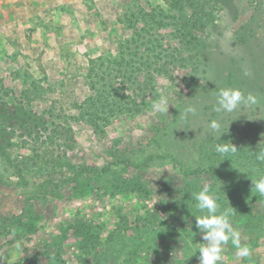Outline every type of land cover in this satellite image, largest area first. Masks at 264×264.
Masks as SVG:
<instances>
[{
  "label": "rangeland",
  "instance_id": "obj_1",
  "mask_svg": "<svg viewBox=\"0 0 264 264\" xmlns=\"http://www.w3.org/2000/svg\"><path fill=\"white\" fill-rule=\"evenodd\" d=\"M191 1L192 54L166 0H0V264H198L192 193L204 184L235 209L251 249L245 260L229 241L222 264H264V196L252 189L264 176L254 156L264 148V21L249 22L260 1ZM143 40L178 59L151 76L140 112L98 133L78 119L92 61L111 70ZM224 87L259 102L216 113ZM161 97L168 112L154 110ZM188 106L198 112L185 116ZM217 118L219 138L208 128ZM58 125L61 146H40ZM216 143L237 152L221 157Z\"/></svg>",
  "mask_w": 264,
  "mask_h": 264
},
{
  "label": "trees",
  "instance_id": "obj_2",
  "mask_svg": "<svg viewBox=\"0 0 264 264\" xmlns=\"http://www.w3.org/2000/svg\"><path fill=\"white\" fill-rule=\"evenodd\" d=\"M171 6L180 10V17L172 16L173 32L182 43L185 45L190 54L194 52V41H197L194 33L195 26L199 20L197 14L188 16L185 13L186 5H194L191 0H166ZM200 1V0H199ZM205 2V0H203ZM256 7L257 22L251 19V30H255L256 24L259 21H264V0H259ZM186 21L183 22V17ZM249 24V25H250ZM193 28V29H192ZM250 27H248L249 29ZM137 41V40H136ZM149 41V42H148ZM143 40L137 47L131 48L128 45V51H123L119 58L114 60V66L109 71H102L101 64L98 61H92L90 71V89L91 94L84 106H81L78 119H81L90 124L96 132H100L101 127L110 123L111 119L119 115L130 113H138L141 111V102L144 94L150 88L153 74L166 71V64H170L172 59H178L172 53L167 54L165 50L160 48V44L153 40ZM138 42V41H137ZM148 55V56H147ZM191 59V58H190ZM190 59H185L188 63ZM186 63V64H187ZM156 65V66H155ZM120 81L121 85H120ZM64 126L58 125L54 128L57 136L50 138L46 137L44 141H37L40 146L45 147L49 141L57 143L58 147L61 143L58 142L59 137L66 132ZM69 129V128H68ZM69 131V130H68ZM39 148L41 149V147ZM36 150V149H35ZM189 174H199L201 170H188ZM245 260L248 258H244Z\"/></svg>",
  "mask_w": 264,
  "mask_h": 264
},
{
  "label": "clouds",
  "instance_id": "obj_3",
  "mask_svg": "<svg viewBox=\"0 0 264 264\" xmlns=\"http://www.w3.org/2000/svg\"><path fill=\"white\" fill-rule=\"evenodd\" d=\"M258 102V97L252 93L245 94L238 87H224L217 92L214 111L216 113L231 114L243 107L257 105ZM168 107L169 102L166 97H161L154 104V110L159 112H168ZM197 112L198 108L196 106H188L185 110V116L188 114L195 115ZM240 113L245 112L241 111ZM208 128L215 138H219L225 132L222 130L223 125L218 118L211 120ZM214 151L217 155L226 157L229 152L236 153L237 148L233 144L216 143ZM254 156L257 161L264 163V148L254 152ZM252 180V189L258 195L264 196V176L259 179L252 178ZM192 198L195 200V207L200 213V215H195V224L196 228L202 233L203 240L197 248L199 250L198 264H222L225 246L229 241L236 246L238 257H250V247L241 244L240 232L233 225L235 209L230 205L221 207L220 197L213 186L204 184L199 190L192 193Z\"/></svg>",
  "mask_w": 264,
  "mask_h": 264
}]
</instances>
